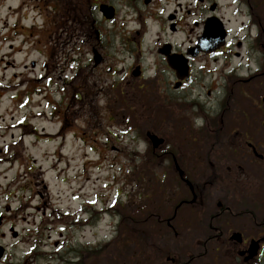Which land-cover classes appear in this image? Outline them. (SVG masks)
I'll list each match as a JSON object with an SVG mask.
<instances>
[{"label": "flooded vegetation", "instance_id": "1", "mask_svg": "<svg viewBox=\"0 0 264 264\" xmlns=\"http://www.w3.org/2000/svg\"><path fill=\"white\" fill-rule=\"evenodd\" d=\"M2 2L12 3L8 7L16 20L7 30L6 36L2 38L3 32L0 33V53L5 44L10 42L9 50L12 53L16 49H19L17 53L22 52L23 48L29 46L30 52L36 51L40 56H46V61L41 64L31 60L22 65L20 72L16 62L7 63L4 71L1 68L0 98L3 90L13 89V104L32 103L36 90L37 96L43 97L45 90L58 85L52 67L58 69L60 64H51V56H61L63 50L70 47L69 56H75L76 53L81 57L83 54L90 55L85 66L78 61V70L70 81L73 92L69 99L76 105L95 102L98 95L94 93L97 82L94 81L95 76L99 78L104 74L120 73L127 87L132 90L148 87L151 84L148 79H151L158 83L155 86L159 95L164 94L162 91L167 87L170 89L167 94L173 91L187 94L194 84L204 83L195 80L198 68L204 72L208 71V65L214 64L216 71L212 74L219 75L217 83L224 80V89L229 91L235 87L237 94L242 89L244 92L248 90L244 103L246 106L254 104V110L259 111L260 108L264 115V108L259 103V94L261 98L264 96V82H259L264 79V0H2L1 7ZM30 12H36L37 17L32 16L31 25L26 26ZM20 37L22 44L15 46ZM116 39L122 40L131 53L132 62L123 70H119L121 61L111 53ZM147 40H151L149 49L145 48ZM42 41H46V44L43 45ZM215 41H223V46L208 53L206 50L213 47L214 43L211 42ZM83 45H86L87 50L81 55L83 50L80 47ZM150 57L156 63V74L152 78H148L149 70L146 68ZM3 62L0 59V66ZM170 62H176L181 71L184 70V64L189 67V78L179 75ZM160 66H163L166 74H171L170 78L165 76L169 78L165 82H161L164 76ZM9 69L15 72L7 82L3 74ZM57 69L54 73L58 74L61 81L63 77ZM138 73L141 75L138 76ZM64 84L66 86L67 82ZM161 85L165 87L160 88ZM38 87H42L44 92L38 91ZM228 91L227 102H221L215 95V103L211 107L215 113L222 110L220 121L225 125L227 123L228 129L212 128L216 117L213 118L209 112L205 114L206 129L209 135L215 134V145H209L206 136L208 144L197 146L206 153V156L201 155L204 160L198 162L197 166H201L198 169L195 164L185 165L183 160L179 162L177 156L173 157L170 168L172 176L167 179L176 182L174 188L178 189L179 185L184 191L175 193V202L169 205L171 217L159 219L162 227L178 237L184 222L179 218L180 214L181 217L188 216L186 222L190 223L189 227L194 226L193 217L199 214L198 224L211 235L213 233V236L207 237L202 243L198 242L199 250H205L203 253L168 264H207L206 260L212 256L211 249L220 251L219 258L212 257L214 261L219 260V264H264V130L257 126L242 128L239 116L249 115V109L238 114L236 110L242 107V103L234 98L235 91ZM214 92L215 89H212L207 96L211 98ZM50 95L45 99L50 100ZM231 96L232 100L228 102ZM207 105L209 103L205 107ZM58 112L61 113L55 111L53 115L60 119ZM226 116L228 120L225 121ZM0 123L3 121L0 120ZM231 123L235 126H230ZM32 131L35 132V129ZM59 132L63 134L64 128H60ZM250 144L257 149V155ZM239 150L250 157L251 171L236 161H228ZM219 151H222L220 155ZM176 165L185 172L183 179ZM200 172L203 173L201 177ZM189 179L194 191L185 182ZM1 195L0 230L7 228L6 234L13 240L4 246L0 245V264H35L36 246L32 243L28 249L24 247L26 241L23 237L27 230L15 231L19 227L20 212L28 210L27 204L19 203L20 207L14 208L11 200L13 196L7 194L2 202ZM23 221L27 223L26 219ZM1 234L6 238L5 232ZM252 243L256 247L254 258L247 262ZM74 263L79 264L77 261Z\"/></svg>", "mask_w": 264, "mask_h": 264}, {"label": "rangeland", "instance_id": "2", "mask_svg": "<svg viewBox=\"0 0 264 264\" xmlns=\"http://www.w3.org/2000/svg\"><path fill=\"white\" fill-rule=\"evenodd\" d=\"M11 4V2H2V7L0 6V33L6 22L9 28L15 23L16 16L8 7ZM32 16L37 17V13H29L26 26L31 25ZM7 32L6 30L3 34L6 35ZM28 43L30 45V42ZM146 43L145 48L149 49L151 40H147ZM21 44L20 37L15 46ZM42 44L45 45L46 41H42ZM10 45V42L6 43L0 53V59L4 60L1 65L2 71L7 63L16 62L17 70L20 72L22 65L30 63L31 60L39 61V64L46 61L45 55L40 56L36 51L30 52L29 46L23 48L22 52L17 53L19 49H16L12 53L9 50ZM114 45L111 53L115 59L121 61L119 70H123L132 62L131 53L122 40L116 39ZM69 48L63 50L61 56H51V64H55L53 62L60 64L58 69L52 67V74L59 84L45 90L43 97L35 96L31 104L34 109L31 105L26 110L17 109L19 102L13 104L11 101L13 89L3 90L0 98V120L3 121L2 128L0 127V195L2 194V202L7 194L13 196L11 200L14 208H19V203L27 204L26 210H28L20 212L19 227L15 228V231L27 230L23 237L26 241L24 247L28 249L32 243L36 246L35 264H75L76 261L79 264H146L147 260L150 261L149 264H167L164 260L159 262L158 253L151 250L152 245L170 251L172 257L179 256L183 260L203 253L205 250H199L198 242H204L207 237L213 236V233L211 235L210 232L201 230L196 224L194 228L191 226L180 229L181 236L176 238L171 232L167 233L161 228L154 217L147 215V213L158 214L159 207L164 213V219L168 218L172 214L171 208L167 207L168 201L158 198L153 201L150 198L140 200L139 196L152 194V190L145 191L140 186L141 183L144 185L150 182L155 185V176L162 177L165 171L170 170L172 163L167 161L166 153L175 154L179 162L185 158L183 161L187 165L189 160H195L194 157L200 154L195 147L196 144H203L206 136L209 145H215V134L209 135L207 129L204 131L206 134L204 138L200 134L201 128H205L206 125L207 112L213 118L216 117L212 128L228 129L229 125L220 121L222 110L215 113L211 108L215 103V95L221 102L224 100L227 102L228 90L223 87L224 80L217 83L219 75L212 74L215 65L210 64L206 67L209 72L207 70L200 72L198 68L195 80L204 83L194 84L189 89L191 90L189 93L183 95L172 90L183 100L178 102L179 105H173L172 111L168 112L164 111L168 110L164 108L166 105L161 107L156 104L155 84L158 83L151 79L148 80L152 85L149 89H145L147 95L141 101L139 93L133 92L126 85L120 87L121 84H126L122 74H104L99 78L95 76L94 81L97 82L94 93L98 95L95 97L91 119L89 112H82L83 108L80 106L69 100L67 102L63 100V92L66 91L67 98L72 92L70 88L68 89L71 82L67 83V86L63 84L71 80L75 74L74 70L77 69L78 64L75 65L74 62L80 59L85 66L90 60V55L83 54L87 50L86 45L80 47L83 50L80 52L81 55L83 54L82 57L78 56V53L74 57L67 55ZM155 64L150 57L147 61L149 66L146 67L149 70L148 78L155 76ZM160 67L164 76L161 82H165L171 74H166L163 66ZM55 68L63 77L61 81L58 74L54 73ZM11 70L3 74L7 82L15 72ZM262 81L264 82V79L259 80ZM114 85L116 87H113ZM203 85L205 87H202ZM63 87L67 90L62 89ZM164 87L165 85L160 86V88ZM122 88L127 91L126 99L131 105V110L127 109L122 100L125 98ZM231 88L233 89L229 91H235L239 101L237 89ZM212 89H215V92L209 98L207 93ZM169 92L168 87L162 91L164 94ZM245 92L248 90L245 89ZM130 93L134 97L133 100ZM49 94H51L50 101H45ZM164 99L170 98L164 97ZM161 100L163 99L160 98L158 101ZM231 100L232 96L228 102ZM173 101L171 99V102ZM46 102L51 104L55 102L60 106L61 113L57 114L60 119H53L50 116L52 105L47 107ZM181 102L186 104H180ZM206 103H209V106L205 107ZM136 105L140 108L135 107ZM44 112L46 114L43 117H38V113ZM63 114L66 116L68 114L67 120ZM138 114L142 115L138 116ZM24 115H28L27 125L15 128L14 125L21 124L20 121L23 120L21 117ZM262 116L264 115L261 111H251V122L249 125L244 124L243 128L257 126L260 130L264 129ZM226 120L228 116L225 117ZM230 126L234 127L235 124L231 123ZM61 127L64 128L63 134L59 132ZM32 128L39 131V137L35 136ZM147 132L164 137L169 147L149 154V148L152 146L149 147L145 142ZM223 152L228 156L231 155L230 152ZM221 153L222 151H219L218 155ZM162 154L166 162H161ZM145 157H148V162L146 170H143ZM241 160L242 165L251 171L249 158L246 159L243 154ZM167 176L172 175L169 173ZM159 182L164 184L162 187L159 185L160 188L170 189L175 193L184 191L174 188L175 183L172 179L166 181L168 185ZM157 191L158 188L155 189L154 194ZM181 215L182 213L179 218L186 220V217ZM121 216L134 218L135 221L149 218L150 222L142 227L147 226L152 244L146 245L130 235L126 229H120L118 225ZM23 219H26L27 223ZM32 223H34L33 228ZM2 232H5L6 238L2 237ZM6 233L7 228L0 230V245L4 246L13 240ZM210 252L212 256L206 260V263L219 264V260L214 261L212 257L219 258L220 251L211 249Z\"/></svg>", "mask_w": 264, "mask_h": 264}, {"label": "trees", "instance_id": "3", "mask_svg": "<svg viewBox=\"0 0 264 264\" xmlns=\"http://www.w3.org/2000/svg\"><path fill=\"white\" fill-rule=\"evenodd\" d=\"M146 220H148V218H146ZM146 220H141V221H135L134 218H127L125 216H121V220L119 223V228H124L126 229L130 235H133L134 237H136L137 239H139V241L145 243L146 245H150L152 244L151 240H150V235H149V231L146 229L147 226L142 227L145 224ZM140 225V226H138ZM155 245L150 246L151 250H153L154 252H157L159 255V262H162V258L164 256H166L168 253H170V251H167L165 249H161V248H157ZM149 259V257H147ZM150 261L147 260L146 264H149Z\"/></svg>", "mask_w": 264, "mask_h": 264}, {"label": "water", "instance_id": "4", "mask_svg": "<svg viewBox=\"0 0 264 264\" xmlns=\"http://www.w3.org/2000/svg\"><path fill=\"white\" fill-rule=\"evenodd\" d=\"M148 136L150 137V139H151V141H152L155 149L158 148L163 143V140L162 139H159L155 135L149 134Z\"/></svg>", "mask_w": 264, "mask_h": 264}]
</instances>
